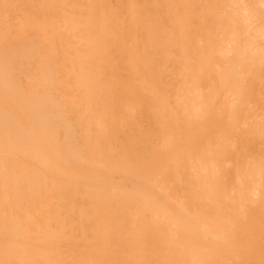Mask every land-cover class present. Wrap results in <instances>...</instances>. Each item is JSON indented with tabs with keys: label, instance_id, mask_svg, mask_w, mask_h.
I'll return each mask as SVG.
<instances>
[{
	"label": "rangeland",
	"instance_id": "374dc122",
	"mask_svg": "<svg viewBox=\"0 0 264 264\" xmlns=\"http://www.w3.org/2000/svg\"><path fill=\"white\" fill-rule=\"evenodd\" d=\"M259 2L0 0V264H264Z\"/></svg>",
	"mask_w": 264,
	"mask_h": 264
},
{
	"label": "bare ground",
	"instance_id": "6f19581e",
	"mask_svg": "<svg viewBox=\"0 0 264 264\" xmlns=\"http://www.w3.org/2000/svg\"><path fill=\"white\" fill-rule=\"evenodd\" d=\"M259 7H264L263 6V4H262V2H259ZM254 189V188H253ZM248 194H249V196H251L252 198H256V199H259V198H264V192H262V191H255V189L254 190H252L251 192H249L248 191ZM258 260V259H257ZM259 262L260 263H264V258L263 257H260L259 256Z\"/></svg>",
	"mask_w": 264,
	"mask_h": 264
}]
</instances>
